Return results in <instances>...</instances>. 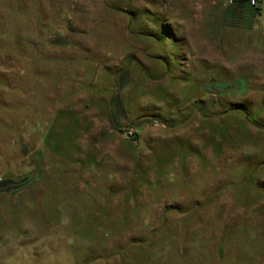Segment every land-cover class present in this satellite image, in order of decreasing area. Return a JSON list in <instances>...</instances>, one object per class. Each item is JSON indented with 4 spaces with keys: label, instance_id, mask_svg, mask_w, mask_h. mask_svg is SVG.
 <instances>
[{
    "label": "rangeland",
    "instance_id": "374dc122",
    "mask_svg": "<svg viewBox=\"0 0 264 264\" xmlns=\"http://www.w3.org/2000/svg\"><path fill=\"white\" fill-rule=\"evenodd\" d=\"M255 15L0 0V264H264Z\"/></svg>",
    "mask_w": 264,
    "mask_h": 264
},
{
    "label": "crops",
    "instance_id": "0c3cea01",
    "mask_svg": "<svg viewBox=\"0 0 264 264\" xmlns=\"http://www.w3.org/2000/svg\"><path fill=\"white\" fill-rule=\"evenodd\" d=\"M264 0H259V6H261L262 7V13H263V2ZM235 4L238 6V8H239V10H241V11H245L246 9H249L250 11L252 10L253 11V9H254V7L253 6H251L250 4H249V0H236L235 1ZM258 15H260V14H256L255 16L257 17ZM262 15V14H261ZM231 22H232V24H233V26H236V24H237V20H235V17H232V19H231ZM243 22V21H242ZM236 23V24H235ZM241 24V23H240ZM243 24V23H242ZM238 25V24H237ZM242 26V25H241ZM240 25H239V27H241ZM111 133V132H110Z\"/></svg>",
    "mask_w": 264,
    "mask_h": 264
},
{
    "label": "built area",
    "instance_id": "2783aa9c",
    "mask_svg": "<svg viewBox=\"0 0 264 264\" xmlns=\"http://www.w3.org/2000/svg\"><path fill=\"white\" fill-rule=\"evenodd\" d=\"M229 1V4H233V3H235V1L236 0H228ZM258 2H259V0H249V4L251 5V6H259L258 5Z\"/></svg>",
    "mask_w": 264,
    "mask_h": 264
},
{
    "label": "trees",
    "instance_id": "16d2710c",
    "mask_svg": "<svg viewBox=\"0 0 264 264\" xmlns=\"http://www.w3.org/2000/svg\"><path fill=\"white\" fill-rule=\"evenodd\" d=\"M254 7V6H253ZM253 12L255 13V14H262V7L261 6H255L254 7V9H253ZM167 125H169V124H167ZM171 125H173V124H171Z\"/></svg>",
    "mask_w": 264,
    "mask_h": 264
}]
</instances>
